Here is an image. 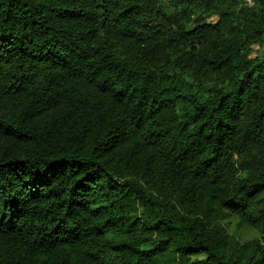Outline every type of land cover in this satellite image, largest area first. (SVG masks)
<instances>
[{
	"label": "trees",
	"instance_id": "trees-1",
	"mask_svg": "<svg viewBox=\"0 0 264 264\" xmlns=\"http://www.w3.org/2000/svg\"><path fill=\"white\" fill-rule=\"evenodd\" d=\"M254 1L0 0V264H264Z\"/></svg>",
	"mask_w": 264,
	"mask_h": 264
},
{
	"label": "rangeland",
	"instance_id": "rangeland-1",
	"mask_svg": "<svg viewBox=\"0 0 264 264\" xmlns=\"http://www.w3.org/2000/svg\"><path fill=\"white\" fill-rule=\"evenodd\" d=\"M216 17L210 18V20H214ZM230 230L233 233H236L238 237L242 240H251L259 237L257 231L246 228V227H239L237 226V221L230 219Z\"/></svg>",
	"mask_w": 264,
	"mask_h": 264
},
{
	"label": "built area",
	"instance_id": "built-area-1",
	"mask_svg": "<svg viewBox=\"0 0 264 264\" xmlns=\"http://www.w3.org/2000/svg\"><path fill=\"white\" fill-rule=\"evenodd\" d=\"M254 0H246V3L248 4V6H253L255 3Z\"/></svg>",
	"mask_w": 264,
	"mask_h": 264
}]
</instances>
